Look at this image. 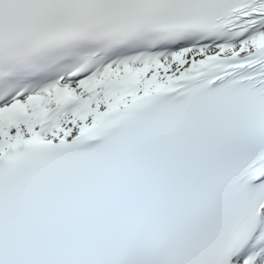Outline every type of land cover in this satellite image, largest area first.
Here are the masks:
<instances>
[{
	"label": "snow or ice",
	"instance_id": "snow-or-ice-1",
	"mask_svg": "<svg viewBox=\"0 0 264 264\" xmlns=\"http://www.w3.org/2000/svg\"><path fill=\"white\" fill-rule=\"evenodd\" d=\"M0 264H264V0H0Z\"/></svg>",
	"mask_w": 264,
	"mask_h": 264
}]
</instances>
